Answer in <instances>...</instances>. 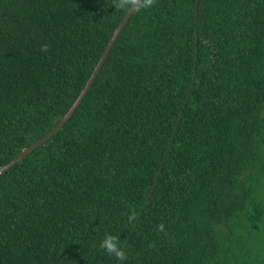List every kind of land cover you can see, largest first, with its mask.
Instances as JSON below:
<instances>
[{
    "label": "trees",
    "instance_id": "16d2710c",
    "mask_svg": "<svg viewBox=\"0 0 264 264\" xmlns=\"http://www.w3.org/2000/svg\"><path fill=\"white\" fill-rule=\"evenodd\" d=\"M134 2L0 0V169ZM139 5L0 176V264H264V0Z\"/></svg>",
    "mask_w": 264,
    "mask_h": 264
},
{
    "label": "water",
    "instance_id": "95a60500",
    "mask_svg": "<svg viewBox=\"0 0 264 264\" xmlns=\"http://www.w3.org/2000/svg\"><path fill=\"white\" fill-rule=\"evenodd\" d=\"M141 1L142 0H135V2L133 3V5L128 10L127 14L123 18V20L121 21V23L119 24V26L117 27V29L115 30V32L113 33V36H112L111 40L109 41V43H108V45H107V47H106L103 55L101 56L98 64L96 65L95 69L93 70V72H92V74H91L88 82L86 83L83 91L81 92V94L79 95V97L77 98V100L75 101V103L72 105V107L69 109V111L66 113V115L59 121V123L54 127V129H52L49 133H47L40 140H38L37 142H35L32 146H30L29 148H27L24 151H22L12 162H10L6 166L2 167L0 169V176L2 174H4L6 171H8L10 168H12L22 158H24L25 156H27L30 152L34 151L38 146H40L41 144H43L53 134H55L57 131H59L63 127V125L69 120V118L73 115V113L75 112V110L80 105V103L83 100V98L86 95V93L89 91V89L92 86L95 78L97 77L100 69L102 68V66H103V64H104V62H105L108 54L110 53L113 45L115 44V42H116V40H117L120 32L122 31L123 27L125 26V24L129 20L130 16L132 15V13L136 9V7L140 4Z\"/></svg>",
    "mask_w": 264,
    "mask_h": 264
},
{
    "label": "clouds",
    "instance_id": "9594fccd",
    "mask_svg": "<svg viewBox=\"0 0 264 264\" xmlns=\"http://www.w3.org/2000/svg\"><path fill=\"white\" fill-rule=\"evenodd\" d=\"M131 0H118V3L115 5V7L118 8H128L129 3ZM155 3V0H142V2L139 5V9H148L151 6H153ZM134 218V213L132 216L129 217V219ZM159 231H164V225L160 224L158 226ZM99 248L103 250V252L109 256H112L116 260H125L126 255L123 251L121 239L118 235L105 233L103 239L99 243Z\"/></svg>",
    "mask_w": 264,
    "mask_h": 264
}]
</instances>
